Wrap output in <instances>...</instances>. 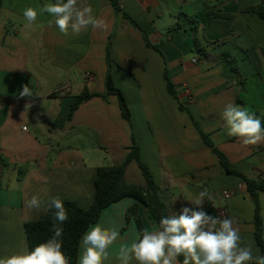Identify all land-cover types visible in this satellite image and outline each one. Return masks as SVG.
I'll return each mask as SVG.
<instances>
[{
  "label": "crops",
  "instance_id": "0c3cea01",
  "mask_svg": "<svg viewBox=\"0 0 264 264\" xmlns=\"http://www.w3.org/2000/svg\"><path fill=\"white\" fill-rule=\"evenodd\" d=\"M117 1L163 56L147 46L142 32L117 13L111 0H82L107 23L106 30L89 27L74 34L69 29L67 35L46 12L25 27L23 9H40L54 0H0V158L7 163H0V258L29 250L25 224L48 212L45 207L29 210L27 200L33 195L45 202L59 197L88 209L97 169L122 164L134 141L169 214L194 207L187 194L208 189L214 207L225 209L244 241L262 255L247 183L223 168L194 121L236 170L264 179V142L244 145L227 134L222 119L224 107L233 103L264 121V20L243 11L264 0ZM181 14L196 19L207 40H221L206 48L208 56L196 50L192 30L169 38ZM223 53L236 58L237 71L218 58ZM166 67L188 111L169 93ZM109 69L114 86L125 96L130 120L123 117L118 97L107 94ZM24 85L32 97H20ZM85 89L95 96L71 114ZM19 168L26 170L22 179ZM125 180L145 185L135 161L128 165ZM259 202L264 228V192ZM135 203L124 198L103 211L98 223L121 234L103 264H119L120 247L137 238L135 220L126 218ZM138 204L144 228L158 227L149 208Z\"/></svg>",
  "mask_w": 264,
  "mask_h": 264
},
{
  "label": "clouds",
  "instance_id": "9594fccd",
  "mask_svg": "<svg viewBox=\"0 0 264 264\" xmlns=\"http://www.w3.org/2000/svg\"><path fill=\"white\" fill-rule=\"evenodd\" d=\"M48 13L55 17L60 32L67 35L69 29L79 34L89 27L106 30L108 25L102 18L93 14L90 5L82 0H55L40 9H23L25 27H31L38 16ZM20 97H32L33 91L24 85ZM222 119L229 136L238 137L244 145L264 142V126L254 113L229 103L224 107ZM213 200L208 189L195 196L187 194L194 207H182L179 214H167L160 218L158 227L142 229L130 245H122L117 259L119 264H264V255L259 249L254 252L253 245L244 241L240 230L230 218L214 217L205 211V199ZM29 210H52L54 235L46 242L36 245L32 250L0 258V264H69V257L62 250V225L68 220V212L59 197L45 202L33 195L26 201ZM121 238L115 228L103 227L100 223L90 225L80 240L82 249L78 264H103L108 260V249Z\"/></svg>",
  "mask_w": 264,
  "mask_h": 264
},
{
  "label": "trees",
  "instance_id": "16d2710c",
  "mask_svg": "<svg viewBox=\"0 0 264 264\" xmlns=\"http://www.w3.org/2000/svg\"><path fill=\"white\" fill-rule=\"evenodd\" d=\"M55 1V0H54ZM117 13H120L123 17L129 19L133 25L142 32L146 44L148 47L154 49L159 54H162L158 45L151 44L149 36L146 31L139 25V23L130 17L118 4L117 0H111ZM244 12H252L257 14L261 19L264 20V3L261 2L256 6L245 8ZM217 17H231V15H217ZM184 30H192L194 33V39L196 44V50L203 56H208L206 48L218 44L221 40L209 41L203 35V29H200L199 23L193 17L186 14L178 16L177 22L169 29V38H172L175 33ZM218 58L224 62H228L232 69L238 70V62L234 56L230 53H223ZM110 66V63H109ZM165 80L169 93L177 101L181 110L188 111L187 107L182 103L176 86L170 79L167 67L165 68ZM106 90L107 94H115L118 97L119 105L121 108L122 115L125 119L130 120L131 113L127 105L125 96L121 90L116 88L113 84L110 69L108 70L106 77ZM95 94L90 93L88 89H85L78 97L75 104L72 106L71 114L84 102L88 101ZM197 126L201 137L207 147H209L215 154L218 155L221 165L230 174H234L240 177L247 183L248 194L255 203V237L258 244L262 247V255H264V239H263V222L261 217V207L259 202V193L264 192V179L248 178L242 172L236 170L228 158L219 151L213 144L207 134H205L198 123L194 121ZM264 126V121L262 122ZM135 161L141 170V173L145 179V185L130 184L125 180V173L128 165ZM0 163L3 166H7V163L0 158ZM25 169L19 168L18 178L22 179L25 174ZM95 197L88 209H83L78 203L69 200H62L65 208L68 212V220L62 225L63 235L60 238L62 240V250L67 257H69V264H78L79 260V249L80 240L85 231L90 225H94L101 219L103 211L112 205L113 203L119 202L124 198H132L137 203L128 208L126 212V218L129 221L133 218L137 224L139 232L144 228L142 218L139 214V204L141 203L147 206L151 212V215L156 222L157 226L162 216L169 214L167 211L166 204L161 197L160 186L155 181L154 175L151 172L149 166L141 159L140 148L134 141V146L129 152L126 160L120 165L102 166L97 169V176L95 181ZM205 211L214 217L223 219L219 210H217L212 200H205L203 205ZM57 224L54 220L53 211L48 210L47 214L42 218L31 221L25 224V231L27 234L29 251L32 250L36 245L46 242L49 238L54 235L53 225ZM127 229V226L123 228V231ZM183 257H180L182 264Z\"/></svg>",
  "mask_w": 264,
  "mask_h": 264
},
{
  "label": "built area",
  "instance_id": "2783aa9c",
  "mask_svg": "<svg viewBox=\"0 0 264 264\" xmlns=\"http://www.w3.org/2000/svg\"><path fill=\"white\" fill-rule=\"evenodd\" d=\"M89 78H91V76H89ZM23 130L26 131L27 130V127H24ZM225 195L228 197V196H230V193L229 192H225ZM219 214H220V216L222 218L227 217V213H226L225 209H223V208L219 210Z\"/></svg>",
  "mask_w": 264,
  "mask_h": 264
}]
</instances>
